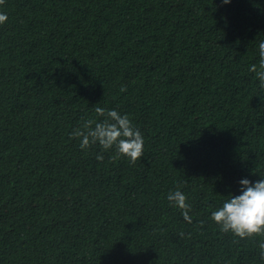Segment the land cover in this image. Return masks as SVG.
I'll use <instances>...</instances> for the list:
<instances>
[{"label": "trees", "instance_id": "1", "mask_svg": "<svg viewBox=\"0 0 264 264\" xmlns=\"http://www.w3.org/2000/svg\"><path fill=\"white\" fill-rule=\"evenodd\" d=\"M0 264H264L210 212L264 176L250 64L264 0H5ZM144 137L130 163L70 137L94 109ZM186 195L191 223L166 195ZM183 233L184 235H179Z\"/></svg>", "mask_w": 264, "mask_h": 264}, {"label": "clouds", "instance_id": "2", "mask_svg": "<svg viewBox=\"0 0 264 264\" xmlns=\"http://www.w3.org/2000/svg\"><path fill=\"white\" fill-rule=\"evenodd\" d=\"M5 0H0L3 6ZM227 5L230 0H221ZM8 19L7 13L0 10V24ZM257 63L248 66V72L253 73L259 89L264 91V39L256 44ZM97 116L102 117L95 123L92 120L84 122L82 128L74 129L70 137L79 140V148L86 149L90 144L99 146L100 152L95 156L97 161H103L104 151L112 148L117 156H123L134 163L142 156L144 137L136 128L127 114H121L115 108L96 107ZM250 181L247 177L238 180V194L229 193L226 199L210 212L209 219L222 234H230L234 238L244 240L252 236L264 237V176ZM166 199L171 207L180 211L185 222L191 223L190 205L186 195L179 189L170 190ZM179 235L183 236V233ZM259 260L264 262V238L258 240Z\"/></svg>", "mask_w": 264, "mask_h": 264}]
</instances>
